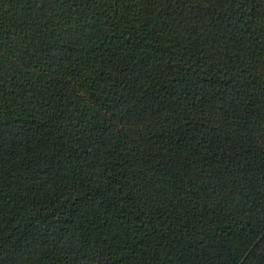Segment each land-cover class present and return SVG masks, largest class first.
<instances>
[{"label": "trees", "instance_id": "1", "mask_svg": "<svg viewBox=\"0 0 264 264\" xmlns=\"http://www.w3.org/2000/svg\"><path fill=\"white\" fill-rule=\"evenodd\" d=\"M0 264H264V0H0Z\"/></svg>", "mask_w": 264, "mask_h": 264}]
</instances>
